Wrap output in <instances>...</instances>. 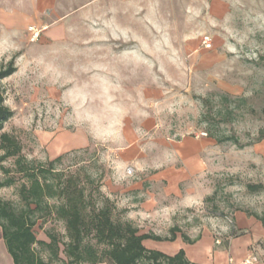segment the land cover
<instances>
[{
    "label": "rangeland",
    "instance_id": "obj_1",
    "mask_svg": "<svg viewBox=\"0 0 264 264\" xmlns=\"http://www.w3.org/2000/svg\"><path fill=\"white\" fill-rule=\"evenodd\" d=\"M13 2L0 0V65L16 66L0 83L13 111L0 133L27 159L67 153L58 168L77 161L69 170L80 167L82 179L102 171L114 219L140 232L178 226L219 245L243 234L235 213L264 214V190L247 186H264V137L255 141L264 134V0H137L87 22L89 37L62 42L41 40L34 26L31 40L32 25L12 19L28 11ZM207 128L250 144L218 143ZM21 181L0 196L20 206ZM51 230L66 240L53 217L33 228L43 241ZM256 244L264 260V237Z\"/></svg>",
    "mask_w": 264,
    "mask_h": 264
},
{
    "label": "trees",
    "instance_id": "obj_2",
    "mask_svg": "<svg viewBox=\"0 0 264 264\" xmlns=\"http://www.w3.org/2000/svg\"><path fill=\"white\" fill-rule=\"evenodd\" d=\"M16 70L13 60L0 65V83ZM13 111L4 103L0 85V131ZM206 136L216 142H231L239 148L235 135L218 136L207 128ZM260 134L255 141H260ZM0 188L8 187L22 179L17 188L21 205L15 206L0 196V229L3 243L13 264H199L190 261L183 248L174 254L150 249L144 240L173 241L176 233L185 243H194L200 236L188 237L178 226L169 229L165 236L154 232H140L131 221L114 219V203L102 193L97 180L103 177L85 173L82 179L80 167L69 170L58 168L67 153L45 161L27 159L21 153L18 140L5 132L0 133ZM12 158V166L3 164ZM250 190H264L262 184H248ZM264 226V214H252ZM53 217L62 221L66 240L51 231L46 232L48 241L38 240L33 228L38 221ZM89 239V240H88ZM94 240V242H91ZM41 245L48 254L43 258L35 249Z\"/></svg>",
    "mask_w": 264,
    "mask_h": 264
},
{
    "label": "crops",
    "instance_id": "obj_3",
    "mask_svg": "<svg viewBox=\"0 0 264 264\" xmlns=\"http://www.w3.org/2000/svg\"><path fill=\"white\" fill-rule=\"evenodd\" d=\"M13 3L12 9L28 11V14L15 13L12 16L14 25L30 24L40 28L41 40L48 42H62L69 36L89 37L93 32L88 29L87 22L96 20L106 11L117 14L119 10L140 7L137 0H14ZM255 3L256 0H253V4ZM235 226L243 234L227 237L226 241L222 239L219 245H215L209 234L200 236L192 244L185 243L180 234L173 241L147 239L143 244L147 248L167 254H174L183 248L186 257L199 264H264V260L259 258V246L256 244L264 237V226L261 222L253 216L239 212L235 213ZM0 264H13L3 243L1 229Z\"/></svg>",
    "mask_w": 264,
    "mask_h": 264
},
{
    "label": "built area",
    "instance_id": "obj_4",
    "mask_svg": "<svg viewBox=\"0 0 264 264\" xmlns=\"http://www.w3.org/2000/svg\"><path fill=\"white\" fill-rule=\"evenodd\" d=\"M29 30L32 32V33H31V40H34V39L38 36L39 31L36 30L33 26H30V27H29ZM203 43H204L205 47H209V46L211 45V44H210V41H209L208 38H205V39L203 40Z\"/></svg>",
    "mask_w": 264,
    "mask_h": 264
}]
</instances>
